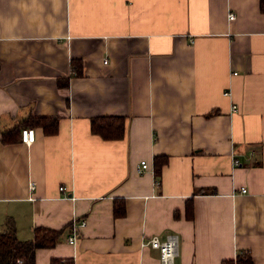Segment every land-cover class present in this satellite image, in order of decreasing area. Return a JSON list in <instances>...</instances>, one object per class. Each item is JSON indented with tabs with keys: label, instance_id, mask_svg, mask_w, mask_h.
I'll return each mask as SVG.
<instances>
[{
	"label": "crops",
	"instance_id": "crops-1",
	"mask_svg": "<svg viewBox=\"0 0 264 264\" xmlns=\"http://www.w3.org/2000/svg\"><path fill=\"white\" fill-rule=\"evenodd\" d=\"M261 1L0 0V232L9 218L22 240L62 229L36 264H161L141 240L168 233L179 238L173 264H222L240 250L264 264ZM102 115L125 116L126 135L93 133ZM38 116L58 130L30 125ZM157 154L169 160L158 176ZM74 218L87 223L72 244Z\"/></svg>",
	"mask_w": 264,
	"mask_h": 264
},
{
	"label": "trees",
	"instance_id": "trees-1",
	"mask_svg": "<svg viewBox=\"0 0 264 264\" xmlns=\"http://www.w3.org/2000/svg\"><path fill=\"white\" fill-rule=\"evenodd\" d=\"M261 6L264 9V0L261 1ZM71 64L75 74L82 73V61L80 59L73 58ZM67 82L68 80L65 81L64 85ZM58 121L59 119L56 117L38 116L31 117L29 124L32 126L40 125L44 128L45 132L51 134L58 130ZM91 130L104 139H121L127 132L126 117L121 115L94 116L91 120ZM18 133L19 130L17 127L4 131L2 140L4 142L17 140ZM19 139H21V135ZM168 161L166 154H157L154 156L156 176L161 174L163 166ZM113 209L115 216L124 215L126 212L124 200L122 198L114 199ZM193 214L192 198H189L187 217L192 218ZM61 234L62 229L37 226L34 230L33 238L22 240L17 236L14 221L9 218L6 228L0 232V264H36V249L54 246L58 242ZM50 264H75V262L71 257H54L51 259ZM222 264H254V260L250 252L240 250L235 259H225Z\"/></svg>",
	"mask_w": 264,
	"mask_h": 264
},
{
	"label": "built area",
	"instance_id": "built-area-1",
	"mask_svg": "<svg viewBox=\"0 0 264 264\" xmlns=\"http://www.w3.org/2000/svg\"><path fill=\"white\" fill-rule=\"evenodd\" d=\"M228 19L234 20L237 16L236 12L233 10L228 11ZM225 94H229L225 91ZM233 110H237L238 106L237 104H234L232 106ZM36 137V132L34 127L25 126L21 129V141L26 144H31L34 142ZM233 163L240 164V160L237 158L233 159ZM149 168V162L147 160H142L140 162V171H144ZM31 189L35 188V182H31L30 184ZM66 187L65 185L60 186L61 190H64ZM247 188L245 186L241 187V192H246ZM86 220L84 218H81L80 220L78 218H74L72 221V233L68 236V242L75 244L77 241L76 232L78 227L85 226ZM178 242L179 238L176 233H168L164 238H161L159 235L154 234L151 236H143L141 240V246H151L153 248H157L160 253V260L161 264H173V260L175 256L178 253Z\"/></svg>",
	"mask_w": 264,
	"mask_h": 264
}]
</instances>
